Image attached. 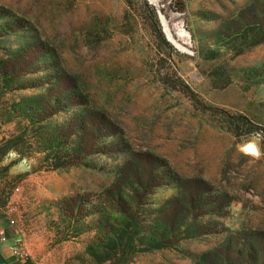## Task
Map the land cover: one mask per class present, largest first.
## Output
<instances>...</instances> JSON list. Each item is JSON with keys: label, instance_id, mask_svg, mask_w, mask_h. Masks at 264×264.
<instances>
[{"label": "rangeland", "instance_id": "374dc122", "mask_svg": "<svg viewBox=\"0 0 264 264\" xmlns=\"http://www.w3.org/2000/svg\"><path fill=\"white\" fill-rule=\"evenodd\" d=\"M144 1L181 49L142 0H0V218L25 264H264V0Z\"/></svg>", "mask_w": 264, "mask_h": 264}, {"label": "crops", "instance_id": "0c3cea01", "mask_svg": "<svg viewBox=\"0 0 264 264\" xmlns=\"http://www.w3.org/2000/svg\"><path fill=\"white\" fill-rule=\"evenodd\" d=\"M18 237L8 218H0V264H25L14 251L19 249Z\"/></svg>", "mask_w": 264, "mask_h": 264}, {"label": "trees", "instance_id": "16d2710c", "mask_svg": "<svg viewBox=\"0 0 264 264\" xmlns=\"http://www.w3.org/2000/svg\"><path fill=\"white\" fill-rule=\"evenodd\" d=\"M142 1H143V4L146 6V8H148L147 10H148V12L150 13V15L152 17L153 24L156 27V29H157V31L159 33V36L163 39V33L161 31V24H160V19L158 17L157 9H155L154 7L148 6V4L144 0H142ZM166 241H167V239L165 238V242Z\"/></svg>", "mask_w": 264, "mask_h": 264}, {"label": "bare ground", "instance_id": "6f19581e", "mask_svg": "<svg viewBox=\"0 0 264 264\" xmlns=\"http://www.w3.org/2000/svg\"><path fill=\"white\" fill-rule=\"evenodd\" d=\"M150 1L155 2V0H150ZM162 22H163L164 30H165V32H166V34H167L169 40L172 41L173 43H175V44L178 46V48H179L180 46H179L176 42H174V41L172 40V38H171V36H170V34H169V29H168V27H167V22H166L164 19H162ZM175 44H174V45H175ZM176 45H175V46H176ZM180 49H181V47H180ZM249 152L257 153V152H255V146L250 145V150H249Z\"/></svg>", "mask_w": 264, "mask_h": 264}, {"label": "built area", "instance_id": "2783aa9c", "mask_svg": "<svg viewBox=\"0 0 264 264\" xmlns=\"http://www.w3.org/2000/svg\"><path fill=\"white\" fill-rule=\"evenodd\" d=\"M250 145H253V144H250ZM250 145L246 146L245 150L249 151L250 150ZM253 146H255V145H253ZM257 151L258 150H257V148L255 146V152H257ZM14 253L19 258V260L25 262V257H24L23 253L19 249L15 250Z\"/></svg>", "mask_w": 264, "mask_h": 264}, {"label": "water", "instance_id": "95a60500", "mask_svg": "<svg viewBox=\"0 0 264 264\" xmlns=\"http://www.w3.org/2000/svg\"><path fill=\"white\" fill-rule=\"evenodd\" d=\"M159 14H160V20H161V22H162V19H164L165 20V18H164V16L162 15V13L161 12H159ZM166 21V20H165ZM165 32V31H164ZM166 34V33H165ZM169 34H170V32H169ZM170 36H171V34H170Z\"/></svg>", "mask_w": 264, "mask_h": 264}, {"label": "clouds", "instance_id": "9594fccd", "mask_svg": "<svg viewBox=\"0 0 264 264\" xmlns=\"http://www.w3.org/2000/svg\"><path fill=\"white\" fill-rule=\"evenodd\" d=\"M256 155H257V156L259 155V151H257Z\"/></svg>", "mask_w": 264, "mask_h": 264}]
</instances>
